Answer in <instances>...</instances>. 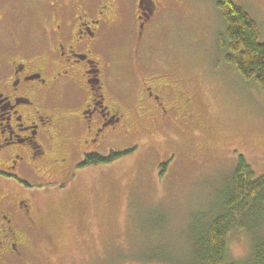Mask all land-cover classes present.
<instances>
[{"label":"rangeland","instance_id":"374dc122","mask_svg":"<svg viewBox=\"0 0 264 264\" xmlns=\"http://www.w3.org/2000/svg\"><path fill=\"white\" fill-rule=\"evenodd\" d=\"M233 1L256 21L264 43V0ZM55 2L68 9L72 25L77 9L95 18L112 4L120 23L89 58L102 65L105 98L122 121L98 154L131 152L108 164L46 166L39 177L20 170L25 182L0 181L21 238L15 249L7 245L1 264H186L195 236L223 207L239 157L264 175V91L227 63L217 0H153L152 7L143 0L151 15L142 20L139 0H0V69L18 56L56 60ZM60 88L52 109L62 112ZM69 88L90 97L86 88ZM67 121L58 120L56 139L67 135L90 150L80 123L66 134ZM22 199L32 207L30 220L13 208ZM259 208L260 221L230 232L231 260L252 255L256 231L264 230V201Z\"/></svg>","mask_w":264,"mask_h":264},{"label":"flooded vegetation","instance_id":"af4514ba","mask_svg":"<svg viewBox=\"0 0 264 264\" xmlns=\"http://www.w3.org/2000/svg\"><path fill=\"white\" fill-rule=\"evenodd\" d=\"M141 1L138 3V20L151 15L143 12ZM146 1L149 6L154 5L153 0ZM52 6L58 7L61 15L53 30L54 35L60 38L56 60L52 63L34 62L28 56H18L11 61H1L0 181L25 182L24 178L19 180L23 176L20 170L33 172L39 177L38 173L43 172L42 168L46 166H70L75 170L85 168L88 159L100 156L99 149L117 134L122 121L120 112L105 98L102 65L89 58L105 32L120 23L114 19L112 4L101 6L95 18L77 9L78 15L73 20L75 25L69 22L68 9L63 8V3L55 2ZM2 24L3 18L0 17V26ZM69 86L77 87V93L86 88L90 97L80 99L71 93ZM60 87L66 96L62 112L52 109ZM61 117L68 119L62 126L67 129L66 134L73 132L75 124L80 123L79 130L85 135L82 144L92 145L90 150L85 151L81 142H74L67 135L63 140L56 139L57 122ZM54 145L56 149L52 153ZM4 198H0V264L9 243L14 249L21 244L19 232L13 226L14 214ZM5 202V208L1 210ZM22 202L25 204L21 205ZM13 208L29 219L32 207L28 199L19 200Z\"/></svg>","mask_w":264,"mask_h":264},{"label":"trees","instance_id":"16d2710c","mask_svg":"<svg viewBox=\"0 0 264 264\" xmlns=\"http://www.w3.org/2000/svg\"><path fill=\"white\" fill-rule=\"evenodd\" d=\"M217 7L227 25L225 34L218 39L220 49L226 52L227 63L234 65L244 80L255 82L264 91V43L256 21L233 0H217ZM130 152L91 157L84 166L108 164ZM262 201L264 175L257 177L245 157L240 156L223 207L195 236L194 248L186 264H264V230L256 231L249 258L238 262L231 260L228 254L230 232L244 230L247 222L252 223L255 218L256 223L260 221L259 205Z\"/></svg>","mask_w":264,"mask_h":264}]
</instances>
